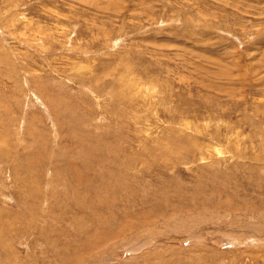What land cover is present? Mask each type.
Here are the masks:
<instances>
[{
  "label": "rangeland",
  "instance_id": "rangeland-1",
  "mask_svg": "<svg viewBox=\"0 0 264 264\" xmlns=\"http://www.w3.org/2000/svg\"><path fill=\"white\" fill-rule=\"evenodd\" d=\"M0 264H264V0H0Z\"/></svg>",
  "mask_w": 264,
  "mask_h": 264
}]
</instances>
